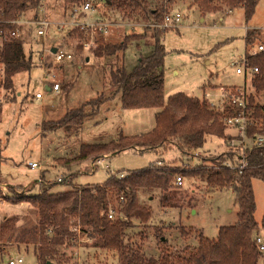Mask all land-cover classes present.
<instances>
[{
    "label": "rangeland",
    "instance_id": "374dc122",
    "mask_svg": "<svg viewBox=\"0 0 264 264\" xmlns=\"http://www.w3.org/2000/svg\"><path fill=\"white\" fill-rule=\"evenodd\" d=\"M95 10L77 13L78 22L71 18V11H64L63 0H42L39 18L51 22L43 36L37 34V26L31 20L32 12H25L21 22L20 34L24 40V53L32 58L31 69L13 77L12 91L2 85L3 65L0 63V194L11 195L37 193L39 183L32 181L42 176L44 182L51 183L52 191L70 188V177L74 185L98 184L109 175L127 173L140 169L158 159L163 163L178 164L180 152L171 146L157 148L156 151L127 150L118 154H106L104 163L90 173L88 162L64 166L63 162L73 158L81 144L103 143L118 135H133L150 130L154 124L156 108L123 109L118 95H110L109 71L117 64H124L127 70L133 69L139 61V54H149L151 47L144 41L130 43L123 54L116 57L96 58L91 53L95 47L94 34L89 29V40L83 42L82 49L76 47V39L68 36L78 24L101 22L107 25L104 40L118 42L131 32H142L147 23L140 17L127 19L115 9L106 6L103 0H89ZM153 0L150 5H156ZM171 14L180 13L177 26L168 27L163 43L167 51L163 62L165 97L184 92L199 98L205 97L220 104V90L232 86L251 90L248 74L237 73L236 67L246 51L244 35L247 28H264V0L257 4L253 16L246 20L242 7L232 11L203 13L194 0H175L167 8ZM130 23L131 26L126 25ZM133 25V26H132ZM87 44V45H86ZM138 45V46H137ZM57 47L69 52L72 57L60 62L53 60L50 48ZM90 56V60L86 56ZM123 56V59L121 58ZM120 58V60H119ZM59 83L57 91L47 89ZM213 85L203 90V84ZM42 93L41 99L34 94ZM108 95L97 114L87 117L75 131L64 125L55 129H44V121H56L67 111L77 108L99 94ZM12 99V100H11ZM256 100H262L257 96ZM230 136H237L236 129L228 127ZM232 140V139H231ZM230 140V142H231ZM230 144V143H229ZM228 144L221 138L207 136L203 147L199 148L190 164L206 162L227 152ZM167 148V149H166ZM182 157V156H181ZM184 160H188L183 157ZM29 161L39 163V168H30ZM107 165L108 168H104ZM96 167V166H95ZM61 177V181L57 178ZM33 182V183H32ZM30 183V184H29ZM32 183V184H31ZM255 197L254 217L260 222L264 214V181L253 179ZM0 195V198H1ZM2 199V198H1ZM139 199L151 207V217L146 222L133 219L127 233L131 241L142 245L147 255L156 256L165 249L159 244L156 229L163 226L167 246L172 249L194 248L198 245L199 234L209 239L216 238L221 226H230L237 221L238 203L232 188H209L201 179L183 178L176 195L174 207H162L158 192H140ZM3 201V200H2ZM34 207L23 201L0 203V222L4 215L19 216L18 223L9 228L7 243L0 264H8L9 259L21 262L16 264H39L34 253V234L36 224ZM12 226V225H10ZM23 226L28 229L22 230ZM188 232L183 236L182 231ZM34 235V236H32ZM32 236V237H31ZM36 239V236H35ZM81 242H90L81 237ZM70 251V247L67 248ZM80 256L74 257L79 264H120L111 253L81 246Z\"/></svg>",
    "mask_w": 264,
    "mask_h": 264
},
{
    "label": "trees",
    "instance_id": "16d2710c",
    "mask_svg": "<svg viewBox=\"0 0 264 264\" xmlns=\"http://www.w3.org/2000/svg\"><path fill=\"white\" fill-rule=\"evenodd\" d=\"M42 0H0V29L3 37L0 40V63L3 65L2 85L5 90L12 91L14 75L31 69L32 58L24 53L22 35L8 33L16 27L15 21L23 18L25 12H32L31 20L39 18V6ZM89 0H63L64 11H71ZM105 5L115 9L123 18L140 17L150 25L142 32L125 34L120 41L104 40L103 34L94 33L95 47L91 53L96 58L118 57L123 54L132 42L144 41L151 47L149 54H139V61L131 70L124 64H117L109 71L110 95H118L123 109L156 108L154 126L145 132L120 134L103 143L81 144L77 154L64 161V166L81 164L102 158L106 154H118L127 150L156 151L157 148L171 146L180 152L178 164L155 162L147 166L130 170L124 177L112 174L98 184L74 185L70 177V188L64 191H52L51 183L39 178L37 193L3 195L12 203L26 201L36 213V224L32 227L34 236V253L39 264L50 261L54 264H75L77 248V232L84 240L80 246L100 249L111 253L120 264H264V256L259 251L254 236L263 231L264 214L261 221L254 217L255 197L252 186L253 179L264 181V146L254 148L246 154V165L241 168H230L225 162L234 161L233 153L224 152L211 160V165L201 162L192 166L191 158H195L197 150L204 146L207 136L223 139L229 145L231 139L224 119L228 116L245 112L247 117L246 134L252 138L264 135V52L257 55L249 53L258 43L264 44V29L247 28L244 35L248 67H256L257 72L249 75L251 90L243 87L244 107L224 103L217 109L205 97L199 98L184 92H176L168 97L164 94L163 62L167 51L163 39L168 28H161L163 14L175 0H103ZM260 0H194L203 13L224 12L242 7L244 17L249 20ZM89 31V30H88ZM88 31L73 27L68 36L76 39V47L88 41ZM138 46V45H137ZM123 59V56H121ZM120 60V58H119ZM205 88V85L202 86ZM239 86L229 88V93L238 95ZM262 100H256V97ZM108 95L101 93L77 108L70 109L56 121H44V129H55L61 126L70 130L79 129L87 117L98 113ZM12 100V99H11ZM167 149V148H166ZM186 157L188 160H184ZM162 161V160H161ZM1 162V152H0ZM177 176L181 178L201 179L209 188H232L238 203L237 221L230 226H221L216 238L209 239L199 234L198 245L194 248L183 247L172 249L167 246V238L163 226L156 229L159 244L165 249L156 256L147 255L142 245L131 241L128 230L134 226L133 219L146 222L151 217V207L140 201L139 193L158 192L159 204L162 207L177 206L174 202L180 186L175 184ZM110 208L114 214L108 216ZM12 225V226H10ZM14 226L11 219L0 223V262L7 243L6 234ZM29 228V227H28ZM24 226L22 230L28 229ZM183 236L188 232L182 231ZM31 236V237H32ZM70 247V251L67 248Z\"/></svg>",
    "mask_w": 264,
    "mask_h": 264
},
{
    "label": "built area",
    "instance_id": "2783aa9c",
    "mask_svg": "<svg viewBox=\"0 0 264 264\" xmlns=\"http://www.w3.org/2000/svg\"><path fill=\"white\" fill-rule=\"evenodd\" d=\"M82 12H86L87 10H95V8L91 5L90 1H87L85 3H83L81 6H75L74 8L71 9L70 12V16L71 18H73L75 20V23H79L78 22V17H76L77 13L80 11ZM180 20V13L179 12H175L173 14H171V12H164L163 14V20L162 23L158 24L159 27L161 28H170V26H177L178 22ZM18 25L21 22V20H17L15 21ZM34 24H36L37 26V34L43 36L46 32V30L48 29V27L51 25V22H49V20L47 19H37L33 21ZM81 25L80 27L83 29H89L91 31V34H94L96 32H100L101 34L107 32V25L101 22H86V23H81L78 24ZM126 25L131 26L130 23H127ZM133 26V25H132ZM8 33L10 35H14V36H18L20 35V29L18 27H16L14 30H9ZM3 31L0 29V40L3 37ZM87 45V44H86ZM249 53H251L252 55H257L259 53H263L264 52V44L263 43H258L257 45L254 46V48H250ZM51 56L53 58L54 61L56 62H60L64 59H69L72 57V54L69 52H64L59 48H56L55 52H51ZM240 64H238V66L236 67V72L237 73H244V74H252L253 72H257V68L256 67H248L247 66V58H246V51L245 54L243 55L242 59L240 60ZM42 82L45 84V87L47 89L51 88L54 91H57L59 89V83L54 82L52 83V85L49 87V84L46 82L45 78L42 79ZM229 90H226L224 88H221L220 90V99H221V103L220 104H216L213 105V103L211 101L210 104L212 106H214L217 109H222L224 106V103L226 101H229V103L231 104H237L239 106L244 107L245 102L243 100L244 97V90L243 88L238 90V95L236 94H232L229 93ZM34 97L36 99H41L42 98V93L41 92H36L34 94ZM224 123L228 126V127H233L236 129L237 132V137H239L238 140L232 139L227 152H231L234 155V161L232 162L231 159L226 160L225 164L226 166L230 167V168H241L242 166L246 165L245 162V157L247 153H250V151L254 148L257 147H262L264 146V135L260 134V135H256L252 138L248 137L246 134V125H247V117L245 112L242 111V113L240 115H233V116H228L224 119ZM106 157V156H105ZM104 163V158H99L96 160H91L87 163V167L89 168L90 173L94 172L97 167L99 165H103ZM158 166H161L163 164V161L159 160L156 163ZM28 165L30 168L34 169V168H39V163L36 161H29ZM96 166V167H95ZM104 168H108L107 165L104 166ZM117 174V173H116ZM125 173H119L118 176L119 177H124ZM62 178L58 177L57 181H61ZM41 180L38 178L36 180L37 183H39ZM183 183V179L181 178V176H177L176 180H175V184L180 186ZM21 192H19L18 194H20ZM114 214V210L113 208H110L108 216L111 218ZM76 232H77V248L78 250H80V244H81V236L79 234V227H76ZM254 240L255 243L259 249V251L262 252L263 256H264V234L263 231L259 232L258 234H255L254 236ZM74 255L76 256H80V251H76L74 252ZM22 258H18L17 260H13V259H9L8 264H16L17 262H21ZM75 264H79V262H76Z\"/></svg>",
    "mask_w": 264,
    "mask_h": 264
},
{
    "label": "crops",
    "instance_id": "0c3cea01",
    "mask_svg": "<svg viewBox=\"0 0 264 264\" xmlns=\"http://www.w3.org/2000/svg\"><path fill=\"white\" fill-rule=\"evenodd\" d=\"M232 10H233V9H231V10H227V11L230 12V11H232ZM252 28H253V27H252ZM254 28H260V27H254ZM261 29H264V28H261ZM51 48H52V47H51ZM86 59L89 61V60H90V56L87 55V56H86ZM204 85H205L206 89H208L209 87H212V86H213V85H211L210 83H204L203 86H204ZM0 90H1V89H0ZM203 90H204V88H203ZM38 178H40V177H38ZM38 178H36V179H34V180H32V181L34 182V181H36ZM33 182H32V183H33ZM32 183H31V184H32ZM29 184H30V183H29ZM0 195H1V194H0ZM1 198H2V199H1ZM1 198H0V203L2 204V202L5 201L6 199H5L2 195H1ZM2 200H3V201H2ZM6 201H7V200H6ZM19 203H21V202H19ZM34 213H35V212H34ZM35 215H36V213H35ZM11 217L19 218V216L17 217L16 215H15V216L4 215V217H3V222H4L6 219H11V220H13L14 223H15V222H16V223L19 222L18 219L16 220V219H13V218H11ZM0 223H2V222H0ZM23 227H24V226H23Z\"/></svg>",
    "mask_w": 264,
    "mask_h": 264
},
{
    "label": "water",
    "instance_id": "95a60500",
    "mask_svg": "<svg viewBox=\"0 0 264 264\" xmlns=\"http://www.w3.org/2000/svg\"><path fill=\"white\" fill-rule=\"evenodd\" d=\"M56 48H57V47H52V48H50V51H51V52H55V51H56ZM46 264H54V263H52V262H50V261H47Z\"/></svg>",
    "mask_w": 264,
    "mask_h": 264
}]
</instances>
